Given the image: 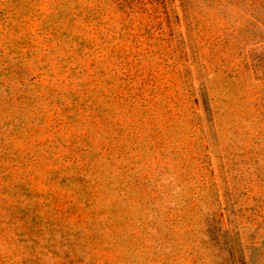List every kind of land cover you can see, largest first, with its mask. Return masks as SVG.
<instances>
[{"label": "rangeland", "instance_id": "obj_1", "mask_svg": "<svg viewBox=\"0 0 264 264\" xmlns=\"http://www.w3.org/2000/svg\"><path fill=\"white\" fill-rule=\"evenodd\" d=\"M0 264H264V0H0Z\"/></svg>", "mask_w": 264, "mask_h": 264}]
</instances>
